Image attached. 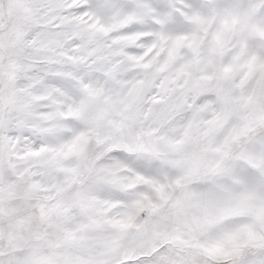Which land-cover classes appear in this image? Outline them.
<instances>
[{"label":"snow or ice","instance_id":"6c2138e0","mask_svg":"<svg viewBox=\"0 0 264 264\" xmlns=\"http://www.w3.org/2000/svg\"><path fill=\"white\" fill-rule=\"evenodd\" d=\"M0 264H264V0H0Z\"/></svg>","mask_w":264,"mask_h":264}]
</instances>
